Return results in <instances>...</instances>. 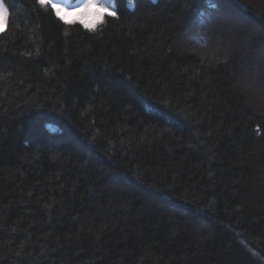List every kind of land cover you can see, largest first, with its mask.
Returning a JSON list of instances; mask_svg holds the SVG:
<instances>
[{"label":"trees","instance_id":"1","mask_svg":"<svg viewBox=\"0 0 264 264\" xmlns=\"http://www.w3.org/2000/svg\"><path fill=\"white\" fill-rule=\"evenodd\" d=\"M4 2L0 264H264V0Z\"/></svg>","mask_w":264,"mask_h":264},{"label":"snow or ice","instance_id":"2","mask_svg":"<svg viewBox=\"0 0 264 264\" xmlns=\"http://www.w3.org/2000/svg\"><path fill=\"white\" fill-rule=\"evenodd\" d=\"M49 0H38V3L41 5H46ZM238 2V0H237ZM52 7L55 9L56 16L65 23H72L73 21L69 20V16L77 15V12H68L63 7L53 4ZM246 12H251L253 15L264 20V16H260L254 9L246 6L240 5ZM81 14L80 23L84 25L85 28L95 29L96 24L103 22L105 14L109 17L118 19V14L115 10H110L106 5L100 2V0H88L87 4L84 5L82 9L77 10ZM8 16V7L6 6L4 0H0V26L3 25ZM91 16V19L87 17ZM26 55H28L26 53Z\"/></svg>","mask_w":264,"mask_h":264},{"label":"rangeland","instance_id":"3","mask_svg":"<svg viewBox=\"0 0 264 264\" xmlns=\"http://www.w3.org/2000/svg\"><path fill=\"white\" fill-rule=\"evenodd\" d=\"M60 4L62 5V7L63 8H65L67 5H68V0H61V2H60ZM234 16V15H233ZM234 18H236V19H239L240 20V22H242V23H244L245 21H246V18L244 19L243 17H239V16H234ZM211 21H209V23H210ZM206 25H208V22L206 23ZM205 25V26H206ZM204 27V26H203ZM6 29V20H5V22L3 23V25L2 26H0V32H2V31H4ZM192 39V38H191ZM248 81H249V79H248ZM250 83H251V85H253L254 83L252 82V81H249ZM254 86V85H253ZM254 88H256V87H254ZM258 90V89H257Z\"/></svg>","mask_w":264,"mask_h":264}]
</instances>
